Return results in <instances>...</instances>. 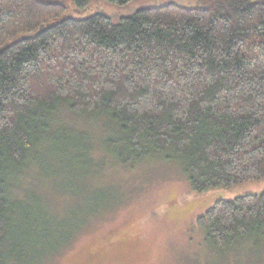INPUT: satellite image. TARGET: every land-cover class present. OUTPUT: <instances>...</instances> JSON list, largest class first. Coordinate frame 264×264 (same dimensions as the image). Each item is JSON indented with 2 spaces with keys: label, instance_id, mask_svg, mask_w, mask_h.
I'll return each instance as SVG.
<instances>
[{
  "label": "trees",
  "instance_id": "trees-1",
  "mask_svg": "<svg viewBox=\"0 0 264 264\" xmlns=\"http://www.w3.org/2000/svg\"><path fill=\"white\" fill-rule=\"evenodd\" d=\"M72 1L84 9L93 0ZM202 1L114 23L59 20L60 0H0V264L15 263L14 242L38 248L49 237L44 213L18 197L53 135L86 133L55 127L63 109L104 125L113 167L177 163L198 194L264 181V0ZM80 161L68 163L73 175ZM99 196L86 197L82 214H96ZM198 225L217 249L264 237V192L220 200Z\"/></svg>",
  "mask_w": 264,
  "mask_h": 264
},
{
  "label": "rangeland",
  "instance_id": "rangeland-1",
  "mask_svg": "<svg viewBox=\"0 0 264 264\" xmlns=\"http://www.w3.org/2000/svg\"><path fill=\"white\" fill-rule=\"evenodd\" d=\"M59 3L66 7L59 20L102 15L114 23L167 4L188 9L205 5L202 0H135L126 6L93 0L79 9L72 0ZM55 121V127L71 135L86 133L53 135L36 152L33 171L21 179L18 198L23 209L35 216L41 210L50 232L42 247L9 245L14 264H264V237L251 236L217 249L198 225V219L220 200L262 194L264 181L198 194L177 163L158 160L113 167L114 161L102 149L109 132L101 122L67 109ZM88 146L97 153L84 152ZM72 159L81 160L77 175L68 164ZM96 193L100 194L96 214H82L86 197ZM84 216L88 219L83 228ZM74 232L78 234L66 245ZM19 234L16 231L15 237Z\"/></svg>",
  "mask_w": 264,
  "mask_h": 264
}]
</instances>
